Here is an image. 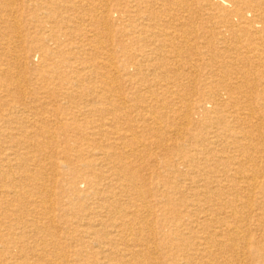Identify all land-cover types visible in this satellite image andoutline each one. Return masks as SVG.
Here are the masks:
<instances>
[{
	"label": "bare ground",
	"instance_id": "bare-ground-1",
	"mask_svg": "<svg viewBox=\"0 0 264 264\" xmlns=\"http://www.w3.org/2000/svg\"><path fill=\"white\" fill-rule=\"evenodd\" d=\"M0 264H264V0H0Z\"/></svg>",
	"mask_w": 264,
	"mask_h": 264
},
{
	"label": "rangeland",
	"instance_id": "rangeland-1",
	"mask_svg": "<svg viewBox=\"0 0 264 264\" xmlns=\"http://www.w3.org/2000/svg\"><path fill=\"white\" fill-rule=\"evenodd\" d=\"M124 5V4H123ZM109 8L111 9V11H113L114 9H116V8H118V9H120L119 7H117V6H114L112 3L111 4H109ZM165 20V22L167 21V19L169 18L168 16H165V17H163ZM119 23H121L119 26H122V27H125V23H126V19H124V17H123V19L119 22ZM116 30H118L117 29V27L116 26H114V28L113 27H111V30H110V34L112 35V37L114 38V40H115V42H120V41H128V37L127 36H125V37H121V36H119V33H117L116 32ZM171 30H173L172 28H169V29H167V31H171ZM113 49H118L117 48V46H114L113 47ZM127 49H136V48H133V47H128ZM81 186V185H80ZM82 187V186H81Z\"/></svg>",
	"mask_w": 264,
	"mask_h": 264
}]
</instances>
